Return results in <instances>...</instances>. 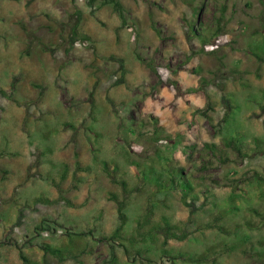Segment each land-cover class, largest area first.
Listing matches in <instances>:
<instances>
[{"label": "rangeland", "instance_id": "1", "mask_svg": "<svg viewBox=\"0 0 264 264\" xmlns=\"http://www.w3.org/2000/svg\"><path fill=\"white\" fill-rule=\"evenodd\" d=\"M117 1L0 0V264H264V0Z\"/></svg>", "mask_w": 264, "mask_h": 264}, {"label": "trees", "instance_id": "2", "mask_svg": "<svg viewBox=\"0 0 264 264\" xmlns=\"http://www.w3.org/2000/svg\"><path fill=\"white\" fill-rule=\"evenodd\" d=\"M103 4L105 5H111L113 11L122 19L123 18V10L121 4L117 0H103ZM157 36H160L159 32L156 31ZM118 62L120 64V70H121V78L116 84L122 85L124 83L123 77L126 74V70L123 67V61L121 59H118ZM111 104V103H110ZM262 111L264 112V107H262ZM229 142L227 143V146L233 145L235 150L240 151L238 145H236L237 140H228ZM206 147L208 145H205ZM237 147V148H236ZM170 177V178H169ZM155 184L158 186H168L172 190L179 189L180 192H182L183 198L186 199V196L192 192L191 187L186 179V176L183 174V170L181 168H171L168 171V178L167 181L162 179V174L156 175L155 178ZM116 207H117V214H118V219L120 221V226L118 227L117 231H119L122 226L125 225L126 223V214H125V202L124 201H117L115 198ZM47 203L49 202L48 200H42L40 199V202ZM185 205L189 208L190 215L193 216L196 214V212L199 209L192 208L193 204L190 203H185ZM235 210V207H234ZM218 230L221 232H225L222 227L215 226ZM214 228V229H215ZM165 231L166 234L169 236V239H178L181 240L182 237H178L175 233L172 232V227L168 226L165 224ZM13 246L19 249V246L16 245L15 243H12ZM43 250L51 255L53 258L59 260V261H64L66 259H72V260H79L80 257L83 255L82 251L75 253V251H70V250H62L58 248H53L49 245H45L43 247Z\"/></svg>", "mask_w": 264, "mask_h": 264}]
</instances>
